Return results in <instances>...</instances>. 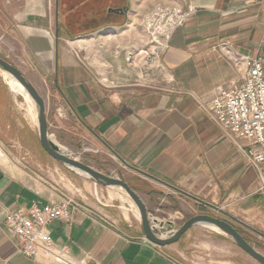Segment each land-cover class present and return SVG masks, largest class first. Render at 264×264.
Instances as JSON below:
<instances>
[{
	"label": "crops",
	"instance_id": "1",
	"mask_svg": "<svg viewBox=\"0 0 264 264\" xmlns=\"http://www.w3.org/2000/svg\"><path fill=\"white\" fill-rule=\"evenodd\" d=\"M137 7H123L125 13L117 14L130 20L125 35L119 26L97 32L111 33L108 43L73 46L74 41L56 37L39 14L30 13L17 26L26 52L51 80L50 123L69 147L108 157L130 173L141 190L132 188L148 213L161 208L177 225L181 212L202 200L264 231V193L255 191L256 169L198 105L220 87L242 84V67L233 62L234 54L264 51V0H146ZM164 7L193 8L162 57L168 85L123 88L100 82L98 71L122 75L128 65L129 52L125 58L124 52L139 17ZM240 143L250 145L244 138ZM56 191L0 162V264H53L21 254L6 216L9 211L27 212L35 202L59 200ZM70 212L71 218L53 221L47 229L57 246L88 264H195L182 247L183 238L160 247L145 239L140 222L133 227L126 218L111 219L77 201ZM135 219L140 221L137 215Z\"/></svg>",
	"mask_w": 264,
	"mask_h": 264
},
{
	"label": "rangeland",
	"instance_id": "2",
	"mask_svg": "<svg viewBox=\"0 0 264 264\" xmlns=\"http://www.w3.org/2000/svg\"><path fill=\"white\" fill-rule=\"evenodd\" d=\"M145 1L136 0V3L142 6ZM124 6H127L130 10L136 11L138 9L131 0H128V3L124 0H0V57L20 69L45 99L49 136L61 145L59 147L63 152L103 173L128 182L135 190H141L140 185L131 178L130 173L119 167L110 158H101L92 152L76 151L65 144L58 130L50 123L53 121L50 97L51 80L45 77L41 68L35 65L33 59L28 55L25 40L17 29V26L30 13H33L44 15L51 24L53 32H56L59 28L58 37L74 41L70 42L73 46L76 44H93L96 40L108 43L112 34L106 32L101 35L97 32L111 26H117L104 27L105 24H115L123 20L117 17V14L120 13L111 12L110 9H124ZM133 13L135 12L132 11ZM151 13L152 10L139 17V23L132 31L131 46L129 50L124 52V58L127 52H133V57L132 60L125 61L126 64H129H125L126 67L122 75H118L114 71L112 76L108 72L102 74L97 70V77L100 82L108 86L123 88H164L168 85V79L165 76L166 72L162 64V57L166 51L161 53L159 59L155 60L154 66L161 63L159 68L146 64L144 54H139L148 48L149 37L144 21ZM129 22L130 20L126 17L125 24L119 26L123 27L122 33L124 35V32H129L125 30ZM75 34L79 35L74 39H68L75 36ZM0 162L16 170L21 169L29 173L35 180L55 188L56 193L60 196H70L75 202L87 203L111 217V219L124 222V218H126L133 227L139 225L138 222L141 223V220L137 221L135 219L136 215L139 218L135 205L129 203L128 197L121 190L106 186L91 177L79 175L68 166L53 159L42 148L39 141L35 104L24 95L13 92L5 82L1 70ZM255 191L264 193V187L260 181H257ZM195 201L197 202L196 205L194 201L191 202V205L194 204L192 210L187 213L181 212V220L177 225L169 221V214L166 215L161 208H156L151 214L157 217L156 220L164 221L167 229L170 228L168 225L173 223L175 231L190 217L199 214H208L228 220L249 243L264 254V231L261 228L246 226L214 204L202 200ZM190 230L181 237L184 241L182 247L185 249L188 259L195 264H221L225 261L236 264H259L245 253L231 237L217 235L215 233L216 229L212 227L198 224Z\"/></svg>",
	"mask_w": 264,
	"mask_h": 264
},
{
	"label": "built area",
	"instance_id": "3",
	"mask_svg": "<svg viewBox=\"0 0 264 264\" xmlns=\"http://www.w3.org/2000/svg\"><path fill=\"white\" fill-rule=\"evenodd\" d=\"M192 12L193 8L164 7L146 18L148 48L139 53L144 54L146 64L154 66L155 60L169 48L174 32ZM132 57L133 52H129L126 60H132ZM232 59L235 65L242 67V84L220 87L211 99H199L198 105L248 159L264 187V51L245 56L234 54ZM160 64L154 67L159 68ZM242 138L248 140V147L240 143ZM74 204L72 197L61 196L44 205L35 202L27 212L9 211L7 227L18 240L21 254L53 264H88L85 258L71 256L67 247L57 246L47 229L53 221L71 218L70 208ZM156 218L149 213L150 224L159 237L166 238L176 232L174 224L168 225L170 228L167 229L164 221Z\"/></svg>",
	"mask_w": 264,
	"mask_h": 264
},
{
	"label": "water",
	"instance_id": "4",
	"mask_svg": "<svg viewBox=\"0 0 264 264\" xmlns=\"http://www.w3.org/2000/svg\"><path fill=\"white\" fill-rule=\"evenodd\" d=\"M111 12L124 14L122 8L110 9ZM59 28L56 30V37H58ZM0 70L11 74L29 93L33 101L37 105L38 110V134L39 141L42 148L56 161L65 166L75 168L83 173L89 175L95 181L100 182L109 187L121 188L133 201L140 215V220L143 227V233L146 240L150 243L164 247L177 243L181 237L186 234L193 226L202 224L206 226H213L218 231L228 235L231 239L249 256L255 259L259 264H264V254L257 250L251 243H249L238 229L228 220L221 219L208 214H199L190 217L182 226L171 236L166 238L159 237L150 224L148 210L142 201L139 194L131 187V185L114 176L103 173L94 167L80 161L77 158L71 157L64 153L61 148L49 136L48 118L46 111V102L37 88L24 76L20 69L15 65L0 57Z\"/></svg>",
	"mask_w": 264,
	"mask_h": 264
},
{
	"label": "bare ground",
	"instance_id": "5",
	"mask_svg": "<svg viewBox=\"0 0 264 264\" xmlns=\"http://www.w3.org/2000/svg\"><path fill=\"white\" fill-rule=\"evenodd\" d=\"M3 73V78L5 80V82L8 84V86L10 87V89L13 91V92H16V93H19V94H22L24 95L29 101H33V99L31 98V96L29 95V93L24 89V87L9 73L5 72V71H1ZM33 103L35 104V107H36V110L38 109L37 108V105L36 103L33 101ZM37 119H38V110H37ZM38 122V120H37ZM65 153V152H64ZM69 167V166H68ZM71 170L75 171L76 173H78L79 175L81 176H84V177H89L88 174L86 173H83L75 168H72V167H69ZM119 190H121L127 197H128V201L130 204H134L132 199L121 189V188H118ZM135 205V204H134ZM136 207V206H135ZM137 209V207H136ZM137 214L139 216V219H140V215H139V212L137 210ZM209 227H212L214 229H216L215 227L213 226H209ZM217 230V229H216ZM218 231V230H217Z\"/></svg>",
	"mask_w": 264,
	"mask_h": 264
},
{
	"label": "trees",
	"instance_id": "6",
	"mask_svg": "<svg viewBox=\"0 0 264 264\" xmlns=\"http://www.w3.org/2000/svg\"><path fill=\"white\" fill-rule=\"evenodd\" d=\"M124 1H126L127 3H128V0H124ZM128 5V4H127ZM126 9H128V7L127 6H124ZM122 21L121 22H117V23H115V24H112V23H108V24H105V26L104 27H108V26H111V25H117V26H123L124 24H125V22H126V16H123L122 17ZM79 34H75V36H72V37H69L68 39H74V37H76V36H78Z\"/></svg>",
	"mask_w": 264,
	"mask_h": 264
}]
</instances>
